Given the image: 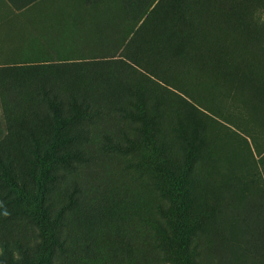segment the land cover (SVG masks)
I'll list each match as a JSON object with an SVG mask.
<instances>
[{"label": "rangeland", "instance_id": "obj_1", "mask_svg": "<svg viewBox=\"0 0 264 264\" xmlns=\"http://www.w3.org/2000/svg\"><path fill=\"white\" fill-rule=\"evenodd\" d=\"M34 109L60 130L38 125L44 155L72 152L55 264H264V0H0V152L24 177ZM4 192L0 237L35 239Z\"/></svg>", "mask_w": 264, "mask_h": 264}, {"label": "trees", "instance_id": "obj_2", "mask_svg": "<svg viewBox=\"0 0 264 264\" xmlns=\"http://www.w3.org/2000/svg\"><path fill=\"white\" fill-rule=\"evenodd\" d=\"M50 100L54 101L51 98ZM23 117L24 122L32 125H29L26 137L28 140L34 141V144L29 147L31 155L28 159L35 163L36 168L40 164H43L44 167H41L40 172L34 171L28 177L19 175V173L15 174L10 162L0 152V206L11 204L13 210H16L15 202H13L14 196L4 192L8 184L14 191L22 193L30 201L36 211L34 219H36L35 223L39 230L37 237L31 240H25L19 236L13 239L0 237V264H18L21 260L24 264H55L54 256H63L68 251L66 238L62 234V225L66 207L74 202V192H70L68 200L60 205H54L49 200V192L58 184L65 171L73 167L70 157L72 152L55 156L54 152L57 148L55 144L52 153L48 154V151L44 155L37 127L41 123L48 124L51 126H49V135L51 137L58 136L60 130L53 127L56 116L53 117L48 111L34 109ZM49 141L52 143V140ZM61 167L64 168V172H61ZM35 258L37 261H32Z\"/></svg>", "mask_w": 264, "mask_h": 264}]
</instances>
